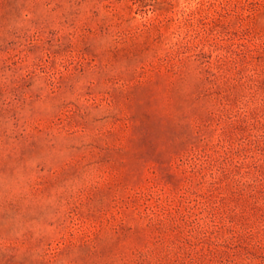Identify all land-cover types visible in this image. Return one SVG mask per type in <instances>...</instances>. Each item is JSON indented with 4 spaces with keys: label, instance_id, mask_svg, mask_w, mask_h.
<instances>
[{
    "label": "rangeland",
    "instance_id": "374dc122",
    "mask_svg": "<svg viewBox=\"0 0 264 264\" xmlns=\"http://www.w3.org/2000/svg\"><path fill=\"white\" fill-rule=\"evenodd\" d=\"M0 264H264V0H0Z\"/></svg>",
    "mask_w": 264,
    "mask_h": 264
}]
</instances>
